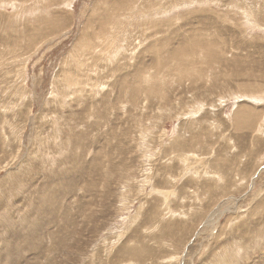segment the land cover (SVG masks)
Masks as SVG:
<instances>
[{"label":"rangeland","instance_id":"374dc122","mask_svg":"<svg viewBox=\"0 0 264 264\" xmlns=\"http://www.w3.org/2000/svg\"><path fill=\"white\" fill-rule=\"evenodd\" d=\"M263 29L264 0H0V264H264Z\"/></svg>","mask_w":264,"mask_h":264},{"label":"bare ground","instance_id":"6f19581e","mask_svg":"<svg viewBox=\"0 0 264 264\" xmlns=\"http://www.w3.org/2000/svg\"><path fill=\"white\" fill-rule=\"evenodd\" d=\"M211 0H190V3H196V4H198V5H201V4H208L209 2H210ZM217 1H219V2H222V1H226L227 2V0H217ZM69 2V1H68ZM13 3V2H12ZM73 3V2H72ZM108 3V2H107ZM3 4V3H2ZM105 4V3H104ZM110 4V3H109ZM106 5V4H105ZM119 6V5H118ZM122 8V7H121ZM125 8V7H124ZM159 8V7H158ZM154 9V8H153ZM157 9V8H156ZM115 10V9H114ZM114 10H112V9H110V11H114ZM121 10H123V9H121ZM104 11L107 13V11H109L108 9H107V6H106V9H104ZM125 11V10H124ZM132 12V11H131ZM130 12V13H131ZM156 12H158L157 10H156ZM105 13V14H106ZM116 13H117V11H116ZM159 13H162V12H159ZM105 14H104V18H105ZM148 14V13H147ZM107 15H109V14H107ZM112 17L111 18H109V17H106L105 19V21L106 22H108V23H111V24H113L114 26L115 25H117L118 26V24H120V20H121V15H119V14H110ZM125 16H127V15H125ZM142 16H143V14H142ZM123 18V17H122ZM125 18V17H124ZM247 18H248V16H247ZM250 19V18H249ZM248 19V20H249ZM104 20V19H103ZM103 23V22H102ZM104 24V23H103ZM136 24V23H135ZM139 24V23H138ZM249 24V23H248ZM131 25H134V24H131ZM250 25V24H249ZM255 24H253V26H254ZM90 28H92V24H90V25H88ZM96 26V25H95ZM101 25L99 24V23H97V28H99ZM257 26V25H256ZM130 28V27H129ZM118 29V28H117ZM93 30V29H92ZM101 30V29H100ZM110 30V29H109ZM113 31H114V29H112ZM115 30H116V27H115ZM264 30V29H263ZM112 31V32H113ZM117 31V30H116ZM129 31V30H128ZM130 32V34L132 33L131 31H129ZM148 32V31H147ZM86 33V32H85ZM90 33V32H89ZM129 34V35H130ZM84 35H86V34H84ZM121 36H122V34H121ZM84 38V37H83ZM95 39L94 40H96V39H99V38H101V42L99 43V41H98V46H95L94 48L95 49H98V47H100V46H102L103 45V42H108V41H112L114 38H116V33L115 34H110V31H103V33L101 34V35H99V36H95L94 37ZM86 39H87V37H86ZM126 40V38L125 37H121V39L119 40V39H117V41H116V46H117V50L118 49H122V47H121V45L119 46V45H117L118 44V42H121V41H123V40ZM142 41H144V39H142L141 40V42ZM84 41H82V43H83ZM88 42V41H87ZM141 42L139 43V44H141ZM91 44V43H90ZM93 45V44H92ZM106 45V44H105ZM128 45V44H127ZM153 45V44H152ZM86 46V45H85ZM94 46V45H93ZM83 48V47H82ZM90 48V47H89ZM134 49L136 48L135 46L133 47ZM103 50V49H102ZM101 50V51H102ZM179 52H181V51H179ZM141 85V81L138 79L137 80V83H135V86L133 87V89H131L130 91H129V95L131 96V95H133L134 94V92H135V90L137 89V88H142V86H140ZM144 90H145V88H143ZM139 91V89L136 91V92H138ZM142 91V90H141ZM154 96H161L160 94H159V92L158 91H156V90H149ZM137 94V93H136ZM132 97H134V96H132ZM131 97V98H132ZM130 98V97H129ZM130 98V99H131ZM135 98V97H134ZM259 100V99H258ZM136 101H137V99H136ZM132 103H133V101H132ZM198 104V103H197ZM189 132L191 131V130H188ZM178 138H181V137H178ZM176 139L173 143H172V145H169V147L167 148V149H165L164 150V155H167L168 156V153H169V155H174V157L175 158H179L180 157V155H178L177 154V152H178V149H179V147L183 144V143H185V141H184V139ZM195 142H197V141H195ZM191 143H192V141H191ZM191 145V144H190ZM184 147V146H183ZM186 149V148H185ZM185 149H184V151H185ZM189 150V149H188ZM191 151V150H190ZM165 152H167V153H165ZM183 152V151H182ZM184 153V152H183ZM182 157V156H181ZM171 161H173V160H171ZM187 160H182V162L183 163H185ZM173 163V162H172ZM172 163H171V168H172ZM170 165V164H169ZM113 168V167H112ZM168 165H163V170L165 171V173H166V177L168 176V177H170L169 176V173H168V171H170V169H171ZM261 173V170H259V172H257V174H256V178L259 176V174ZM164 174V173H163ZM165 175V174H164ZM170 175H172V174H170ZM200 175V174H199ZM208 176V175H216L215 173H213V172H211V171H205V175H204V177L205 176ZM165 177V178H166ZM215 177V176H214ZM221 177V176H220ZM171 178V177H170ZM255 178V179H256ZM163 179V178H162ZM221 179V178H220ZM254 179V178H253ZM251 180L250 182L252 183L251 184V188H252V185H253V183H254V180ZM219 180V179H218ZM219 182V181H218ZM162 183L163 184H165L164 183V180L162 181ZM217 185V184H216ZM163 186V185H162ZM174 190V189H173ZM205 191V190H204ZM170 194V193H169ZM183 194V193H182ZM185 194V193H184ZM180 195V194H179ZM164 196V195H163ZM167 198V197H166ZM234 200V199H233ZM232 201V200H231ZM169 203V202H168ZM215 214V213H214ZM213 214V215H214ZM208 224V223H207ZM205 226V225H204Z\"/></svg>","mask_w":264,"mask_h":264}]
</instances>
